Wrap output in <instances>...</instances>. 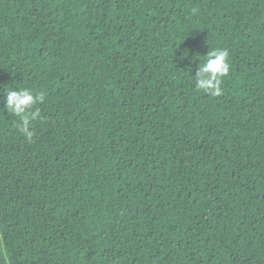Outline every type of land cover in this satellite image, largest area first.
<instances>
[{
    "label": "trees",
    "instance_id": "trees-1",
    "mask_svg": "<svg viewBox=\"0 0 264 264\" xmlns=\"http://www.w3.org/2000/svg\"><path fill=\"white\" fill-rule=\"evenodd\" d=\"M262 47L264 0H0V264H21V244L63 231L96 224L113 234L130 205L117 157L124 117L196 84L208 51L227 49L231 61ZM18 88L45 94L31 137L6 107L5 91ZM187 119L253 129L264 91L206 101ZM189 208L194 227L229 219ZM135 241L123 262L166 263L153 238Z\"/></svg>",
    "mask_w": 264,
    "mask_h": 264
},
{
    "label": "rangeland",
    "instance_id": "rangeland-1",
    "mask_svg": "<svg viewBox=\"0 0 264 264\" xmlns=\"http://www.w3.org/2000/svg\"><path fill=\"white\" fill-rule=\"evenodd\" d=\"M229 63L222 94L196 84L176 88L124 117L117 157L130 205L113 234L93 224L25 242L15 253L20 263L134 264L121 260V249L130 240L153 238V254L161 251L165 264H264V123L246 131L202 130L187 119L206 101L237 103L264 91V47ZM209 193L221 201L211 204ZM202 204L229 219L194 227L183 210Z\"/></svg>",
    "mask_w": 264,
    "mask_h": 264
},
{
    "label": "clouds",
    "instance_id": "clouds-1",
    "mask_svg": "<svg viewBox=\"0 0 264 264\" xmlns=\"http://www.w3.org/2000/svg\"><path fill=\"white\" fill-rule=\"evenodd\" d=\"M229 51L227 49H213L205 55L196 72V87L212 95L222 94V78L230 73ZM6 107L12 114L20 118V129L28 137L32 136L31 121L40 116V110L35 105L45 98L43 92L35 94L31 89L18 88L5 91ZM35 108V110H33Z\"/></svg>",
    "mask_w": 264,
    "mask_h": 264
}]
</instances>
